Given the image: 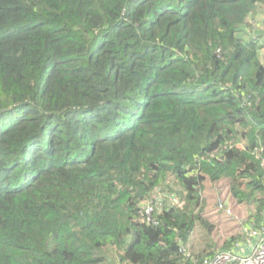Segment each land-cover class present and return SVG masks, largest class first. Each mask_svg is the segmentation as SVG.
Masks as SVG:
<instances>
[{"label": "trees", "instance_id": "1", "mask_svg": "<svg viewBox=\"0 0 264 264\" xmlns=\"http://www.w3.org/2000/svg\"><path fill=\"white\" fill-rule=\"evenodd\" d=\"M260 12L264 0H0V264H205L242 240L187 248L215 229L207 181L254 206L261 231Z\"/></svg>", "mask_w": 264, "mask_h": 264}, {"label": "rangeland", "instance_id": "2", "mask_svg": "<svg viewBox=\"0 0 264 264\" xmlns=\"http://www.w3.org/2000/svg\"><path fill=\"white\" fill-rule=\"evenodd\" d=\"M263 9V8H261ZM259 21V23H258ZM264 22V12H260L251 24L254 26L256 23L259 28L260 23ZM262 60L264 63V50L262 53ZM204 200L207 201V211L209 218V224L215 225L212 233L209 235L208 228L203 230L197 228L195 233L192 234L191 245L187 248L193 253H201L206 248V243L211 242L216 245V251L220 252L223 249L225 242L236 237L247 236L248 230H250L249 215L251 211H254V206H239L232 199L230 194L229 184L226 181H220L212 183L207 181L205 183V189L203 193ZM224 203L226 209L230 215L226 212L217 211V206ZM150 207H143L145 211ZM153 206L151 205V208ZM236 244V243H235Z\"/></svg>", "mask_w": 264, "mask_h": 264}, {"label": "built area", "instance_id": "3", "mask_svg": "<svg viewBox=\"0 0 264 264\" xmlns=\"http://www.w3.org/2000/svg\"><path fill=\"white\" fill-rule=\"evenodd\" d=\"M219 209L226 212L224 203L219 205ZM152 208L149 207L145 211L147 217L151 216ZM230 215L228 212H226ZM247 236L254 240L253 245H250L251 252L235 253L234 251H225L216 254L212 259L205 264H264V228L261 231L248 230Z\"/></svg>", "mask_w": 264, "mask_h": 264}, {"label": "crops", "instance_id": "4", "mask_svg": "<svg viewBox=\"0 0 264 264\" xmlns=\"http://www.w3.org/2000/svg\"><path fill=\"white\" fill-rule=\"evenodd\" d=\"M254 240L249 239L248 236H245L240 239L236 246L233 248L231 247V251H234L235 253H246L249 254L251 252L250 245H253Z\"/></svg>", "mask_w": 264, "mask_h": 264}]
</instances>
